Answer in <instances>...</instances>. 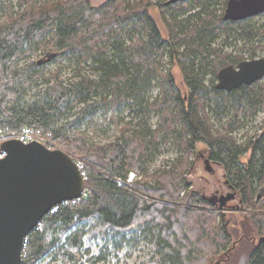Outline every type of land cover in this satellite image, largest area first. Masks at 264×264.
<instances>
[{"label": "trees", "instance_id": "trees-1", "mask_svg": "<svg viewBox=\"0 0 264 264\" xmlns=\"http://www.w3.org/2000/svg\"><path fill=\"white\" fill-rule=\"evenodd\" d=\"M215 1L177 0L166 4L165 0H108L93 8L88 0H24L19 13H3L0 140L39 138L48 147L61 148L75 162H84V168H80L84 195L62 203L41 219L25 239L21 264H78L86 238L122 235L134 229H141L154 240L159 248V264H194L191 236L195 238L201 230L196 224V231L186 233L185 224L200 206L216 205L190 193V207L177 209L178 182L185 190L189 186L180 172L157 178L156 187L151 188L128 182L130 175L138 177L142 172L152 144L145 140L149 133L142 130L130 135L122 131L116 141L103 145L77 133L82 122L91 120L101 106L141 102L152 81L162 73L164 58L179 67L189 93L183 97L176 91L171 74L163 75L167 93L158 101L163 122L160 133L163 137L176 135L188 155L195 153L197 144L204 145L207 158L221 167L225 181L239 192L242 204L248 209L257 205L254 193L264 181V133L242 148L231 131L213 129L204 112L207 96L212 95L214 115L222 117L228 109H234L235 119L229 121L233 127L240 115L253 116L264 104L260 81L230 92L219 91L214 85L208 90L197 72L202 70L201 61L210 57L218 27L225 30L229 25L241 24L224 21L223 17L217 20L209 11ZM152 6L160 10L169 29L168 41L161 38L148 14ZM196 9L187 21L179 20ZM49 52L55 54L51 60L41 65L33 60L34 55ZM255 54L250 52L251 59ZM242 60L225 56L217 69ZM55 63L73 67L75 83L51 84L47 68ZM42 85L46 86L43 92L29 96L33 88ZM78 106L82 109L72 117L71 111ZM176 124L179 132H175ZM247 153L249 158L242 162ZM252 218L259 239L245 264H264V215ZM91 222L93 226L88 227ZM208 234L212 239L213 235Z\"/></svg>", "mask_w": 264, "mask_h": 264}, {"label": "rangeland", "instance_id": "rangeland-1", "mask_svg": "<svg viewBox=\"0 0 264 264\" xmlns=\"http://www.w3.org/2000/svg\"><path fill=\"white\" fill-rule=\"evenodd\" d=\"M22 1L24 0H0V19L7 10L11 13H19L22 10ZM88 1L91 7L97 8L108 0ZM226 2L227 0H216L213 6L209 7V11L218 17L217 20L223 17ZM195 12H197V9L194 12H187L179 20L187 21V17ZM148 14L154 20L161 38L168 41L169 29L164 23L160 10L152 6L148 9ZM193 20H190V22ZM240 22L241 24L229 25L225 30L220 29L219 26L218 36L210 46V57L201 61L202 70L197 72L208 90L211 89L212 85L216 86L218 82L217 74L221 68L218 67L217 69V64L223 57H242V61L253 60L250 56L252 51L256 52L254 59L264 57V14ZM45 54L34 55L33 60L36 62L46 60ZM47 72L46 76L51 78V84L68 85L76 81V79H73L75 75L74 68L65 63L51 64L47 68ZM161 72L152 81V86L143 94L141 102L126 101L118 102L115 107L101 106L91 120L86 119L82 122L77 129V133L87 137L90 142L100 145L116 141L122 131H129L130 135L136 132L141 133L142 130L144 134L149 133L150 135L145 140L151 141L152 144L146 152L147 158L144 161L142 172L138 177L134 174L130 175L128 182H139L140 185H147L151 188L156 187L157 178L165 174L176 176L180 172L183 180L189 186L185 190L182 188V184L178 182L177 191L180 192V195L176 208L185 210L190 207V203L187 202L190 193L211 198L217 189L222 191L224 195L230 190L225 184L226 181L220 166L210 161L213 174L205 171L204 160L208 158L204 145L197 144L195 153L188 155L183 146L176 140V135L163 137V134L160 133L163 122L158 101L167 93L162 78L163 75L171 74L176 91L183 97H186L189 93L181 70L176 64L164 58ZM82 74H85V72H82ZM260 82L264 86V78ZM45 89L46 86L44 85L39 86L38 89L33 88L29 96H33L39 91L43 92ZM261 96L264 99V92ZM109 100L107 99V101ZM95 101H98V99H95ZM214 101V97L208 95L204 104V112L208 114L207 118L212 128L220 132L231 131L230 135L242 148L248 143L254 142L257 137L264 133V104L253 116L240 115L237 118V123L230 127L229 121L235 119L234 109H228L222 117H218L214 115V111L212 112L213 107L211 106ZM81 109L82 106L74 108L71 111V116H76ZM173 111L174 114L177 112L175 108ZM174 129L175 132H179L180 126L176 124ZM153 132H157L155 136ZM156 136H159V138L155 139ZM17 138L21 139L20 136ZM9 139L15 138L1 139L0 144ZM28 140H37L47 146L44 140L39 138ZM48 148L61 149L57 147ZM249 155L250 153H247L241 161L246 162ZM76 162L81 169L84 168V162L81 159H76ZM235 193V200L228 202L223 209H219L218 205L215 207L200 206L198 212L193 214L191 221L185 224L184 232L186 233L196 231V224L201 230L195 235V238L194 235L191 236L193 240L191 256L194 264H200L201 262L203 264H245L247 262L249 252L259 239V233L252 217L254 215H264V196L257 203L255 202V197L264 193V181L255 190L254 203L257 205L252 204L251 209L242 204L239 192ZM149 197L147 199L152 200ZM152 198L155 199L154 196ZM92 226L93 222L88 225V227ZM221 227L225 229V232L221 230ZM205 231L207 232L205 233ZM208 233L213 235L212 239L215 237L216 240L213 241ZM158 252L159 248L150 236H145L141 229H134V231H126L122 235L112 236L110 234L105 238L99 236L91 239L86 238L84 240V253L78 264H159L160 255ZM44 264H49V262Z\"/></svg>", "mask_w": 264, "mask_h": 264}, {"label": "water", "instance_id": "water-1", "mask_svg": "<svg viewBox=\"0 0 264 264\" xmlns=\"http://www.w3.org/2000/svg\"><path fill=\"white\" fill-rule=\"evenodd\" d=\"M169 0L166 4L176 2ZM264 14V0H227L223 19L239 22ZM46 60L55 57L46 54ZM264 78V57L226 66L217 74L216 89L230 92ZM204 169L213 174L211 163ZM230 190L215 201L219 209L235 200ZM84 175L78 163L61 149H50L42 142L20 139L0 144V264H21L24 242L29 233L52 209L84 195ZM264 193L257 195L258 202Z\"/></svg>", "mask_w": 264, "mask_h": 264}, {"label": "flooded vegetation", "instance_id": "flooded-vegetation-1", "mask_svg": "<svg viewBox=\"0 0 264 264\" xmlns=\"http://www.w3.org/2000/svg\"><path fill=\"white\" fill-rule=\"evenodd\" d=\"M216 165L219 166L218 164H216ZM225 184H227V182ZM227 186L229 187L228 184H227ZM222 195H224V194H222V191L217 189V190H215L213 197H211V198L205 197V198L208 199L209 201H215L216 202L217 201L216 199ZM203 197H204V195H203Z\"/></svg>", "mask_w": 264, "mask_h": 264}, {"label": "built area", "instance_id": "built-area-1", "mask_svg": "<svg viewBox=\"0 0 264 264\" xmlns=\"http://www.w3.org/2000/svg\"><path fill=\"white\" fill-rule=\"evenodd\" d=\"M16 139H18V138H16ZM21 140V139H20ZM22 141H24L23 139H22ZM30 141H32V140H27V141H24V142H30Z\"/></svg>", "mask_w": 264, "mask_h": 264}]
</instances>
